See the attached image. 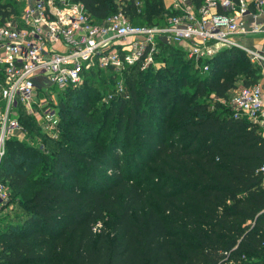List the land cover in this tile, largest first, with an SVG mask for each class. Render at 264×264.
Masks as SVG:
<instances>
[{"label":"trees","instance_id":"obj_1","mask_svg":"<svg viewBox=\"0 0 264 264\" xmlns=\"http://www.w3.org/2000/svg\"><path fill=\"white\" fill-rule=\"evenodd\" d=\"M77 1L96 19L117 10L116 0ZM142 2L139 12L126 2L133 23L170 13L163 0ZM15 12L0 0V21ZM163 52V68L127 67L126 92L93 110L89 79L65 91L57 112L70 147L53 141L48 158L7 139L0 179L18 209L0 230V264H264V139L221 102L259 67L230 48L190 76L171 45Z\"/></svg>","mask_w":264,"mask_h":264},{"label":"built area","instance_id":"obj_2","mask_svg":"<svg viewBox=\"0 0 264 264\" xmlns=\"http://www.w3.org/2000/svg\"><path fill=\"white\" fill-rule=\"evenodd\" d=\"M139 12L142 0H116L117 10L105 18L91 17L77 0H14L16 12L0 22V165L6 141L24 133L18 108L42 106L37 115L40 131L60 133V118L47 100L49 84L61 91L80 86L98 72L115 81L105 101L124 92V71L157 68L160 45H178L189 58L209 70L211 59L223 49L237 48L259 66L249 85L236 88L222 100L233 117L257 124L264 139V54L243 40L264 37V0H171L170 13L160 24L133 23L125 14L126 2ZM20 6V8H19ZM41 89L45 95L35 100ZM235 90V89H234ZM264 173V164L260 166ZM10 196L0 179V205ZM98 222L93 227L97 231Z\"/></svg>","mask_w":264,"mask_h":264},{"label":"rangeland","instance_id":"obj_3","mask_svg":"<svg viewBox=\"0 0 264 264\" xmlns=\"http://www.w3.org/2000/svg\"><path fill=\"white\" fill-rule=\"evenodd\" d=\"M5 1H9L10 3L13 4V6L15 5L14 0H5ZM167 3H169V1H167ZM19 8H20V6H19ZM154 16L151 19L152 22H155L158 19V17H154ZM137 20L139 22L141 20V17H138ZM0 22H2V21H0ZM246 45L252 46L249 43H246ZM171 47L173 48L175 55H178L181 60L184 59V60H182L183 64H185V61H187L188 66L186 67V65H184V68H187L186 71H187L188 75H190V76L195 75V76H201V77L206 76L205 73L201 72L202 70H201V65L199 62H195L192 58H189L187 56V54L178 47V45L174 44V45H171ZM243 54L245 55L244 57H246L250 62V59L247 56V54L244 52H243ZM167 55H168V52L160 53L159 56L157 55L158 57H156V60L158 62V65H157L158 69L160 67L163 68V66H165V64L169 63V57L167 58L166 57ZM187 59H189V60H187ZM252 65H253V67H259L253 63H252ZM157 68H155V69H157ZM243 75H244L243 73L239 74L238 78L235 81V84H236V86L234 88L235 90L233 89L229 92V98H231L233 96V94L236 91V88L240 87L243 84ZM89 81L90 82H88V83L91 84V87H96L97 93H98L94 96V98H92V99H94V103H91L89 106V109L93 110V108H95V106L100 107L101 105L107 104L108 101H105L104 98L106 97V99H107V95L113 91V86L115 84V81L112 79V77H109V74L107 72L106 73L99 72L98 74H95L92 78H90ZM47 86H48L47 92L52 93L53 97H54L52 99L49 98L47 100V103L49 105L54 106L56 110H58L60 108V105L62 103H64V105H66L68 103V101H70L69 98L67 97L65 91H61L54 84H49ZM38 91H39V93L37 94V96H35V100L38 99L39 97L45 95V93L41 89H39ZM124 92H126L125 82H124ZM71 103H73V105L75 104L74 101ZM31 108L34 111L33 113L29 112L23 106H21L18 108V114H19V117L21 115L24 117L31 116V118L35 121V126L37 128L36 129L37 131L33 132V133L27 132V130H25L23 127L24 133H17L14 136H11L10 138H15L18 141H22L23 143H25L31 147L36 148L37 150L40 151V153L42 155H44L48 158H50V156L52 154L51 143H53V141L55 142V145L58 143L59 144L61 143L62 145L68 146V144H69V147H70L71 143L73 142V138H71L70 135L62 134V128H60L61 131H60L59 135H57L56 137H49L46 134H44L43 132H41L40 127L37 124L36 118H37V115H39L38 113L39 112L41 113V110L43 108H42V106H38V105L35 107H31ZM94 148H95V145L91 141H88L87 144L84 146V149H86V150L87 149L94 150ZM9 197H12L13 200L17 199V197L14 196V194L13 195L11 194ZM17 209L18 208H17L16 203L6 202L4 205H0V230L5 227V226H3V225H5V223H9L11 220L15 219L14 216L16 214ZM225 264H238V263L229 261Z\"/></svg>","mask_w":264,"mask_h":264},{"label":"crops","instance_id":"obj_4","mask_svg":"<svg viewBox=\"0 0 264 264\" xmlns=\"http://www.w3.org/2000/svg\"><path fill=\"white\" fill-rule=\"evenodd\" d=\"M167 1H169V3H167ZM164 5L166 6V8H169L170 5V0H163ZM244 43H249L251 44L253 48L257 49L258 51H260L261 53L264 54V37L262 36H252L250 38L244 39L243 40ZM245 43V44H246Z\"/></svg>","mask_w":264,"mask_h":264}]
</instances>
